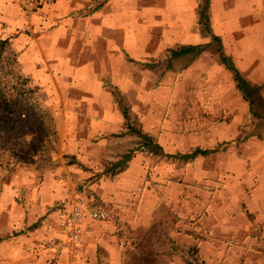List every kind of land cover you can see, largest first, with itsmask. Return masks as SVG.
Returning <instances> with one entry per match:
<instances>
[{"label":"rangeland","instance_id":"rangeland-1","mask_svg":"<svg viewBox=\"0 0 264 264\" xmlns=\"http://www.w3.org/2000/svg\"><path fill=\"white\" fill-rule=\"evenodd\" d=\"M51 6L23 17L27 21ZM24 29L0 25V35L10 41ZM208 52L202 93L179 78L188 56L172 59L168 49L156 54L151 59L154 106L151 101L128 114L131 125L167 153L196 146L218 150L192 160L137 150L124 164L114 165L141 138L125 122L115 132L99 123L88 126L84 117L70 126L72 113L58 112L59 97L40 92L21 72L9 43L4 58L12 70L0 66V84L14 99L12 112L0 119L2 229L15 226L23 209L39 220L48 208H58L59 220L65 219L68 206L79 201L104 213L108 209L116 225L121 223L120 235H135L130 244L139 250L130 248L128 264H264V217H257L254 208L264 202V100L256 98L258 115L252 114L230 73L214 61V43ZM169 70L177 73L169 75ZM19 72L27 77L22 87L34 88L31 99L19 85ZM116 92L114 97H120ZM81 246L82 240L78 264Z\"/></svg>","mask_w":264,"mask_h":264},{"label":"crops","instance_id":"crops-1","mask_svg":"<svg viewBox=\"0 0 264 264\" xmlns=\"http://www.w3.org/2000/svg\"><path fill=\"white\" fill-rule=\"evenodd\" d=\"M201 2L58 0L26 21L17 0H0V25L8 30L27 28L26 33L10 38V48L16 52L21 72L38 84V90L59 97L57 111L72 113L70 126L84 117L88 126L99 123L115 132L125 122L123 106L129 113L144 110L143 105L151 101L154 104L156 67L151 59L156 54L181 45H201L204 48L197 55L172 59H190L178 72L186 88L189 84L200 92L203 85L207 88L208 49L214 42L199 23ZM208 15L223 50L264 100V0H208ZM213 55L224 70L216 51ZM173 73L177 71H168ZM112 89L120 97H114ZM95 206L83 207L80 264H128L130 248L139 250L130 244L135 235H120L117 225L121 223L116 225L108 209L104 208V218H92ZM254 208L257 217H264V202ZM26 210L10 230L0 224V264H65V219L57 215L61 210L48 208L39 220Z\"/></svg>","mask_w":264,"mask_h":264},{"label":"trees","instance_id":"trees-1","mask_svg":"<svg viewBox=\"0 0 264 264\" xmlns=\"http://www.w3.org/2000/svg\"><path fill=\"white\" fill-rule=\"evenodd\" d=\"M199 23L202 26V29L205 33H207L210 36V41L216 43L215 51L217 53L218 59L220 63L232 74V78L235 84L236 89L240 92L242 98L247 101L249 110L254 115H258L256 110L254 109V101L257 97L261 98L258 93V88L253 87L241 74L237 66L234 64L231 56L227 54L222 47L220 37L214 34L211 30L210 24H209V15H208V0H202L199 6ZM9 39L7 37H1L0 35V66L6 67L8 70H12L11 67V61L9 62V59L4 58V53L8 47ZM201 45H181L175 49H170V55L172 57L174 56H181L185 54H192L197 55L202 50ZM19 77L21 78V83L19 84L20 87L25 85V81H27V77L21 75L19 72ZM29 85V84H28ZM33 87L29 85L27 88H23V92H26L29 94V99H31V94L33 92ZM0 98H1V108L2 113L0 112V119L3 118L4 114H7L6 112H12L14 99H11L8 96V93L6 90L1 86L0 84ZM120 102L122 101L121 98H119ZM123 106V105H122ZM122 115L125 119L126 127L128 130L135 132L140 138V142L138 145L127 152L123 153L121 156V159L117 160L114 165H122L126 161H128L133 153L137 150H147L148 152H151L153 154H160V155H167L169 157H178L185 160H192L196 158L197 156H204L207 154H210L212 152H215L218 150V147H200L196 146L192 148L190 151L181 153V154H172L167 153L163 150V147L156 141H154L146 132H143L141 129H137L136 127H133L131 123L129 122V114L125 106L122 107ZM8 121L9 119H5ZM123 168V167H122ZM194 250H196V247H192ZM200 264H205L203 260L200 261Z\"/></svg>","mask_w":264,"mask_h":264},{"label":"built area","instance_id":"built-area-1","mask_svg":"<svg viewBox=\"0 0 264 264\" xmlns=\"http://www.w3.org/2000/svg\"><path fill=\"white\" fill-rule=\"evenodd\" d=\"M58 0H17L21 13L25 18L30 17L38 9L53 5ZM84 214L83 206L79 201H73L66 210L65 231L67 250V264H78V252L81 245L80 223ZM90 216L95 219L105 217L102 209L94 208Z\"/></svg>","mask_w":264,"mask_h":264}]
</instances>
